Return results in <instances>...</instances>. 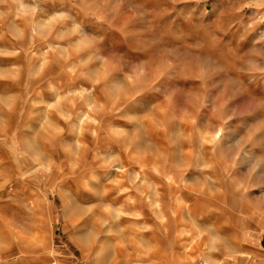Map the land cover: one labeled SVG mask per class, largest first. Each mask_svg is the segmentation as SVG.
Returning a JSON list of instances; mask_svg holds the SVG:
<instances>
[{
    "label": "clouds",
    "instance_id": "1",
    "mask_svg": "<svg viewBox=\"0 0 264 264\" xmlns=\"http://www.w3.org/2000/svg\"><path fill=\"white\" fill-rule=\"evenodd\" d=\"M0 264H264V0H0Z\"/></svg>",
    "mask_w": 264,
    "mask_h": 264
}]
</instances>
